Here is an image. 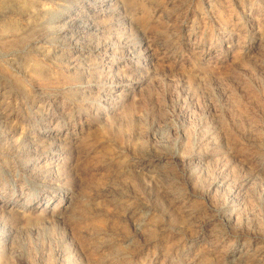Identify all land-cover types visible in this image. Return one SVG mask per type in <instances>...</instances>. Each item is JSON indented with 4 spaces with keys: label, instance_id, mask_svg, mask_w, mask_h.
I'll use <instances>...</instances> for the list:
<instances>
[{
    "label": "rangeland",
    "instance_id": "rangeland-1",
    "mask_svg": "<svg viewBox=\"0 0 264 264\" xmlns=\"http://www.w3.org/2000/svg\"><path fill=\"white\" fill-rule=\"evenodd\" d=\"M0 264H264V0H0Z\"/></svg>",
    "mask_w": 264,
    "mask_h": 264
}]
</instances>
